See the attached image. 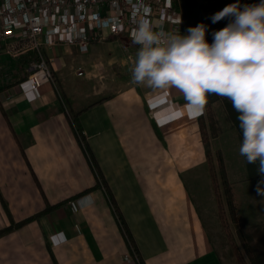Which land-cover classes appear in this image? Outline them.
Returning a JSON list of instances; mask_svg holds the SVG:
<instances>
[{
  "label": "crops",
  "instance_id": "1",
  "mask_svg": "<svg viewBox=\"0 0 264 264\" xmlns=\"http://www.w3.org/2000/svg\"><path fill=\"white\" fill-rule=\"evenodd\" d=\"M99 34L87 54L48 51L55 83L37 90L33 54H0V232L25 222L0 236V264H226L187 184L206 165V110L133 83L139 46Z\"/></svg>",
  "mask_w": 264,
  "mask_h": 264
},
{
  "label": "clouds",
  "instance_id": "2",
  "mask_svg": "<svg viewBox=\"0 0 264 264\" xmlns=\"http://www.w3.org/2000/svg\"><path fill=\"white\" fill-rule=\"evenodd\" d=\"M225 18L229 23L212 33L211 44L203 23L181 35L141 19L132 32L139 46L132 82L154 90L175 88L192 119L203 115L209 95L231 101L242 132L239 154L248 164L257 165L262 179L256 191L264 196V0L243 6L237 0L211 20L217 23ZM51 239L55 244L56 237Z\"/></svg>",
  "mask_w": 264,
  "mask_h": 264
},
{
  "label": "built area",
  "instance_id": "3",
  "mask_svg": "<svg viewBox=\"0 0 264 264\" xmlns=\"http://www.w3.org/2000/svg\"><path fill=\"white\" fill-rule=\"evenodd\" d=\"M141 19L156 29L186 33L181 0H0V54H33L27 77L37 90L55 83L48 51L74 47L87 54L104 32L132 39Z\"/></svg>",
  "mask_w": 264,
  "mask_h": 264
},
{
  "label": "trees",
  "instance_id": "4",
  "mask_svg": "<svg viewBox=\"0 0 264 264\" xmlns=\"http://www.w3.org/2000/svg\"><path fill=\"white\" fill-rule=\"evenodd\" d=\"M260 2L261 0H239V4L241 6L246 4L247 5L259 4ZM182 3H183L184 16L187 23V28L195 27L200 23L205 24L207 26V32L205 38L207 42L211 44L213 42L212 33L226 27L227 24L229 23L228 18L222 19L217 23H212L211 17L215 13L221 11L227 5L237 3V0H182ZM103 101H105V99L93 104L87 109H90ZM218 102H222L223 110L225 112V122H227L231 126V128L237 133L240 144L242 142V132L239 128V121L237 120L238 113L233 109L231 101L217 95L208 96L207 104L205 106L206 113L205 115L201 116L199 119L202 142L204 144L206 151L207 169L212 179L220 220L224 229L228 232V236L231 241L232 253L234 254L238 264H248L244 257L243 251L237 246V244L234 241V238L232 237L230 231L228 230L229 229L228 217H230V220L233 223L237 222L236 213L239 202L238 193L235 187L228 182L225 176L224 160L220 153L217 154L218 156L217 162L221 173L220 174L221 182H219L217 175V168L214 165L213 155L212 152L208 149L209 140H208L207 124L209 125V130L213 136H216L220 131V123H219L220 121H218V113L214 109V105ZM206 118L208 121H205ZM77 119H78L77 117H73L72 122L74 124V127L76 128L79 138L82 139V133L78 127ZM245 163L250 177L256 180L257 182H259L262 179V177L257 173V165L248 164L246 160ZM261 187H264V185H261ZM58 206L59 205L54 207H48V209L40 213L37 217H40L48 213L50 210ZM115 210L119 220L121 221L122 225L126 230V233H128L125 223L123 222V217L119 212L117 206H115ZM24 224L25 222L19 225H24ZM19 225L17 224L15 226H19ZM15 226L1 231L0 236L8 233ZM238 235H239V240L243 245L244 252L248 256V259L251 262V264H264V248H263L264 224L254 227L252 231L248 233L240 229L238 231ZM132 250L134 253L137 254V249L135 248L133 243H132Z\"/></svg>",
  "mask_w": 264,
  "mask_h": 264
},
{
  "label": "rangeland",
  "instance_id": "5",
  "mask_svg": "<svg viewBox=\"0 0 264 264\" xmlns=\"http://www.w3.org/2000/svg\"><path fill=\"white\" fill-rule=\"evenodd\" d=\"M187 29L186 27V30ZM121 73H123L121 66L117 64L113 67L114 84L116 81L119 82V79L116 78ZM76 80L80 82L83 81L77 78ZM66 104H68L67 101ZM66 109L71 111L69 105H66ZM214 109L218 113L220 131L216 136H213L207 124L209 140L208 149L212 152L219 182H221V173L217 162L218 153L221 154L224 160L225 176L238 193L237 222L233 223L230 217H228V230L237 246L243 251L247 263L251 264L239 240L238 231L241 229L248 233L252 231L254 227L264 224V196L257 194L256 187L258 182L250 177L244 157L239 154L240 142L237 133L225 122V112L222 102L216 103ZM205 121H208L207 118ZM187 184L194 194V198L199 206L200 213L202 214L212 242L222 256L224 262L226 264H238L232 253L228 232L224 229L220 220L214 187L207 169V163L202 171H198L187 178Z\"/></svg>",
  "mask_w": 264,
  "mask_h": 264
}]
</instances>
